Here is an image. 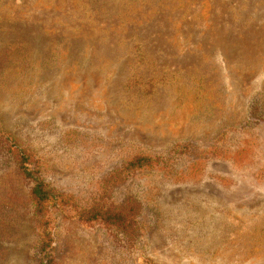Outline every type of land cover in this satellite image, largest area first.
I'll return each mask as SVG.
<instances>
[{
    "label": "rangeland",
    "instance_id": "rangeland-1",
    "mask_svg": "<svg viewBox=\"0 0 264 264\" xmlns=\"http://www.w3.org/2000/svg\"><path fill=\"white\" fill-rule=\"evenodd\" d=\"M262 112L264 0H0V131L37 177L84 198L161 161L117 193L135 235L51 204L56 264H264ZM32 187L0 143V264L36 263Z\"/></svg>",
    "mask_w": 264,
    "mask_h": 264
},
{
    "label": "trees",
    "instance_id": "trees-1",
    "mask_svg": "<svg viewBox=\"0 0 264 264\" xmlns=\"http://www.w3.org/2000/svg\"><path fill=\"white\" fill-rule=\"evenodd\" d=\"M256 123H264V112L254 119ZM0 143L3 144L16 160L17 168L24 179L33 183L30 195L34 206V215L38 219V228L44 238L41 247L36 253L35 264H56L52 235L48 231L49 222L45 215L50 206L61 204L62 207H71L78 214L79 220L84 223L101 222L119 230L124 235H135L142 229L144 205L134 198L118 197V192L131 178L145 169H155L161 162H155L151 157H136L117 170L110 172L98 186L92 189L88 197L81 198L75 192H55L46 183L37 177L38 171L33 156L21 149L13 140L0 131ZM46 239V240H45Z\"/></svg>",
    "mask_w": 264,
    "mask_h": 264
}]
</instances>
